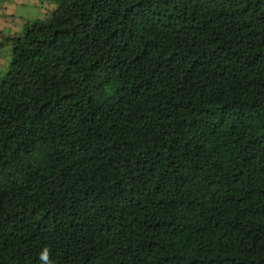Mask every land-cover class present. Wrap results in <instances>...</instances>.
Listing matches in <instances>:
<instances>
[{
	"label": "trees",
	"instance_id": "1",
	"mask_svg": "<svg viewBox=\"0 0 264 264\" xmlns=\"http://www.w3.org/2000/svg\"><path fill=\"white\" fill-rule=\"evenodd\" d=\"M6 37L0 264H264V0H48Z\"/></svg>",
	"mask_w": 264,
	"mask_h": 264
},
{
	"label": "rangeland",
	"instance_id": "2",
	"mask_svg": "<svg viewBox=\"0 0 264 264\" xmlns=\"http://www.w3.org/2000/svg\"><path fill=\"white\" fill-rule=\"evenodd\" d=\"M3 0H0V5ZM10 9V16L0 13V76L8 69L11 47L6 37L22 31L26 22L36 18L45 19L54 5L48 0H16Z\"/></svg>",
	"mask_w": 264,
	"mask_h": 264
},
{
	"label": "clouds",
	"instance_id": "3",
	"mask_svg": "<svg viewBox=\"0 0 264 264\" xmlns=\"http://www.w3.org/2000/svg\"><path fill=\"white\" fill-rule=\"evenodd\" d=\"M50 249L48 247H43L38 254V259L40 264H52L49 259Z\"/></svg>",
	"mask_w": 264,
	"mask_h": 264
},
{
	"label": "crops",
	"instance_id": "4",
	"mask_svg": "<svg viewBox=\"0 0 264 264\" xmlns=\"http://www.w3.org/2000/svg\"><path fill=\"white\" fill-rule=\"evenodd\" d=\"M16 0H3L0 5V13L10 16V9L13 8L12 5Z\"/></svg>",
	"mask_w": 264,
	"mask_h": 264
}]
</instances>
